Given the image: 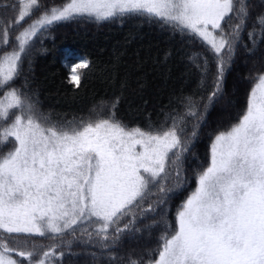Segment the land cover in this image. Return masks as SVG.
Wrapping results in <instances>:
<instances>
[{
	"label": "snow or ice",
	"instance_id": "snow-or-ice-1",
	"mask_svg": "<svg viewBox=\"0 0 264 264\" xmlns=\"http://www.w3.org/2000/svg\"><path fill=\"white\" fill-rule=\"evenodd\" d=\"M17 5L11 6L18 12L15 20L4 25L0 19V47L42 6L40 0ZM128 17L200 41L209 55L197 53V67L206 76L210 60L216 64L207 102L185 97L182 114L142 128L116 117L118 99L88 118L55 121L19 89L6 91L0 98V147H12L0 154V264H56L63 252L55 245L42 253L35 245L26 250L34 237L80 231L107 248L110 236L118 239L138 215L155 212L189 183L184 160L208 108L222 95L225 72L250 18L247 0H63L45 8L15 36V47L0 55V90L18 78L34 39L57 23ZM257 35L264 37V15L248 32L254 47ZM66 66L69 82L80 87L79 70L89 67L88 60ZM250 83L237 120L211 136L208 162L195 171V187L179 205L174 224L165 210L157 247L146 258H129V264H264V72L252 75ZM190 120L196 123L188 134ZM21 239L24 248L13 246Z\"/></svg>",
	"mask_w": 264,
	"mask_h": 264
},
{
	"label": "trees",
	"instance_id": "trees-1",
	"mask_svg": "<svg viewBox=\"0 0 264 264\" xmlns=\"http://www.w3.org/2000/svg\"><path fill=\"white\" fill-rule=\"evenodd\" d=\"M52 1L57 2L40 0L48 6L41 7L10 32V43L0 47V55L15 47V36L45 8L51 7ZM247 3L250 18L242 33L232 70L227 74L223 94L236 104L225 111H215L217 106L212 105L205 114L200 134L185 159L187 186L171 194L152 214L139 215L130 230L118 239L110 236L115 242L108 248L99 247L97 242H78L77 238L69 247L60 245L64 259L59 264H129V258L137 259L142 255L146 258V254L157 247L164 230L162 216L165 210L166 220L174 224L179 205L195 187V171L208 162L211 136L237 120L246 106L250 77L258 69L263 70L264 37L257 35L254 47L248 32L252 30L255 18L264 15V0H248ZM4 4L9 7H3ZM12 5H17V0H0V19L4 25L18 17ZM86 21L57 23L35 38L23 59L18 78L0 90V96L12 88L19 89L35 103L40 113L55 121L80 119L94 107L103 103L111 105L118 99L116 117L130 127L142 128L150 124L158 126L170 114H182L185 97L195 96L201 104L207 102L216 64L210 60L206 76L202 67H197L202 62L194 59L196 54L209 55L198 39L182 36L159 23L147 22L143 17L107 21L98 27H81ZM81 58L88 60L89 67L79 70L84 75L77 88L69 82L66 65L77 63ZM195 123L189 121L188 134ZM11 147V143L0 147V154ZM151 202L155 203V197ZM77 234L81 235V232L77 231ZM57 239L43 237V243Z\"/></svg>",
	"mask_w": 264,
	"mask_h": 264
},
{
	"label": "rangeland",
	"instance_id": "rangeland-1",
	"mask_svg": "<svg viewBox=\"0 0 264 264\" xmlns=\"http://www.w3.org/2000/svg\"><path fill=\"white\" fill-rule=\"evenodd\" d=\"M248 1V0H247ZM63 2V0H57V2L55 3V1H52V5L51 6H53V5H60L61 3ZM42 6L41 7H45V6H48L47 5V3H45V2H43L42 4H41ZM50 7V6H49ZM248 8H249V6H248ZM40 15V14H39ZM118 21H119V19H117ZM31 23V22H30ZM104 22H102V23H96V22H90V21H86L85 22V25L83 24V26H81V27H84V26H88V27H98L99 25H101V24H103ZM73 24H75V23H73ZM80 27V28H81ZM239 45H240V42H239ZM238 45V46H239ZM238 46H237V48H238ZM237 48H236V51H235V56H234V58H233V61H232V63H231V67L225 72V75H224V79H223V91H222V95H220L216 100H215V102L212 104L213 105V107H215L214 105H216L217 107H216V109H215V111H225L227 108H229L230 106H233V105H235L236 103L234 102V101H231L229 98H228V96L226 95V96H224L223 94H224V89H225V83H226V78H227V74L232 70V67H233V64H234V61H235V58H236V52H237ZM258 72L257 73H261V72H264V66H263V70L262 69H258L257 70ZM250 87H251V83H249V90H250ZM248 90V91H249ZM3 96L4 95H1L0 96V98H3ZM224 96V100L220 103L219 101H220V99L222 98ZM101 105H109L108 103H103V104H100V105H98V106H96V107H94V109H98L99 108V106H101ZM211 105V106H212ZM211 106L208 108V110H207V112L211 109ZM93 109V110H94ZM39 112V111H38ZM206 112V113H207ZM93 113V111H91L89 114H87V115H85V117H82V118H88L89 116H90V114H92ZM105 114H107V109H105ZM206 119V115H205V117H204V120ZM204 120H203V122H204ZM67 121V120H66ZM203 124V123H202ZM202 124L200 125V127H199V134H200V130H201V128H202ZM195 125V124H194ZM191 133V132H190ZM198 134V135H199ZM198 137V136H197ZM197 139V138H196ZM195 139V140H196ZM195 140L192 142V146L194 145V142H195ZM191 146V147H192ZM185 171V160H184V164H183V172ZM173 183H174V181H173ZM171 186V185H170ZM178 190H175V191H173L171 194H173L174 192H177ZM170 194V195H171ZM147 203H148V201H146ZM153 212H149V213H146V215L147 214H152ZM139 216V215H138ZM123 234V233H122ZM121 234V235H122ZM77 238V240H78V242H85V243H92V242H97L99 245V247H102V248H105V247H103L102 246V244H101V242L99 241V239L97 238V237H95V236H93L92 238H89L88 236H87V234H77V235H65V236H63V237H58V239H57V241H55V240H53L51 243H46V241L43 243V237H34V238H31V239H29V241H28V244H27V249L26 250H31V248L33 247V245H35L36 246V248L38 249V251L39 252H43V251H46V250H48L49 248H51L52 246H58V251H57V253H59V252H63V249H61L63 246L66 248V247H69L74 241H75V239ZM73 239V240H72ZM115 240H116V238H115ZM58 243H59V245H58ZM76 243V242H75ZM113 244V238H111V237H109V241H108V246H107V248L108 247H110L111 245ZM60 245L62 246V247H60ZM13 246H18V247H20V248H24L25 247V245H24V243H23V239H21V243L19 244V245H13ZM68 251V250H67ZM67 253V252H66ZM64 258H62V257H58L57 258V261H56V264L58 263H60V261H62ZM26 264H27V262H26Z\"/></svg>",
	"mask_w": 264,
	"mask_h": 264
}]
</instances>
